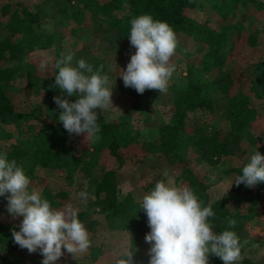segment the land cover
<instances>
[{
    "label": "rangeland",
    "instance_id": "obj_1",
    "mask_svg": "<svg viewBox=\"0 0 264 264\" xmlns=\"http://www.w3.org/2000/svg\"><path fill=\"white\" fill-rule=\"evenodd\" d=\"M71 2L73 3L68 0H0V38L8 35L14 28L10 10L16 6L19 12L21 8L26 7L40 10L43 15L40 24L35 25V34L15 37L23 52L14 56L8 55L6 61L0 60V64L20 67L19 73L8 86L9 90L20 110L31 111L32 115L27 123H33L46 132H50L52 125L51 103L53 101L47 88H41L36 92L32 86H27L29 60L36 62L35 67L39 74L52 78L55 84L54 75L58 73L55 62L61 58V54H72L73 66H76V62L80 59H84L89 64L91 58L98 56L107 66L109 86H116L123 81L119 76V69H126L131 55L136 51L131 46L130 39L120 38L118 29L113 25L115 17L129 11L127 2H124L121 8L105 14L100 11L97 3L90 1L83 9L85 13L80 24L94 29L93 39L95 38L96 41L93 45L83 46L82 39L78 40V36L86 29L79 27V22L74 17L73 10L77 0H71ZM5 4L9 6L6 9H4ZM188 13L195 24V29L181 30L177 34L179 46L176 54L170 59V63L175 65V71L169 80L167 92L145 90L139 100L134 102L132 96L121 95L113 88V107L104 109L109 118L121 115L128 118L132 128L137 130L138 142L145 139L146 134L151 136L159 134L161 126L173 124L175 117L171 109L175 91L173 87L187 75L190 68L201 72L211 80L207 93L214 100V109L211 113L205 110L190 112L189 124L208 123L222 129L229 127L226 114L228 97L216 80L231 70H243L249 77L255 71L257 74L263 73L264 0L239 1L227 14L220 9L215 0H198L189 8ZM74 33H78V36ZM211 34L216 36L215 40L219 38L222 40V44L219 45L222 60L219 63H215L213 54L218 45L211 44L208 40ZM252 34H257L256 42L250 40ZM45 59L48 61V67L42 71L39 65ZM259 63L261 68L260 66L255 68V65ZM249 77L242 85L244 90H248ZM57 93L62 95L59 88ZM74 97L75 100L78 99L77 96ZM251 108L253 113L245 133L252 135L254 148L264 143L263 85H259L252 91ZM27 123L26 120L21 119L6 128L0 124V147L6 148L18 137L31 135L32 132ZM82 138L85 139L74 133L71 137L73 154H76L79 159V164L72 169L43 168L33 159L26 160L27 167L32 170L33 175V184L29 185V191L38 190L41 197L47 199L51 206L58 210L64 209L68 204L73 205L78 209V218L84 223L89 233L91 246L86 252L78 254L74 259L70 253L62 249L64 255L56 264H116L117 259L122 258L127 251L134 253V264H148L150 245L145 241L147 233L140 234L137 229L133 230V227L124 225L120 220L114 219V216L101 212L98 207L96 210L93 209L98 196L93 182L94 176H99L104 169L118 168V161L105 153L107 139L101 133L88 136L85 143ZM246 142L250 145L249 150H252L251 143L247 140ZM178 146L196 174L207 184L206 191L211 200L230 195L232 180L226 172L230 159L208 162L200 156L192 142L182 138ZM148 156L154 159V162L164 161L161 150L150 152ZM167 173L166 178L158 179L148 169L136 171L133 165L123 170L119 169V195L124 197L131 192L135 199L142 200L143 196L154 188L157 181H167L169 177L176 186H179L169 171ZM190 189L201 202L203 193ZM80 192L88 194L86 202L81 201ZM248 205V200L240 202L237 214L243 217L248 212ZM257 209L260 210L258 213L245 219L242 231L243 249L236 264H242L246 256L264 261V196L261 197L259 205L257 204ZM22 219L23 217L13 218L7 212V201L0 202V222L9 229L17 227ZM8 252L15 254L20 264H42L43 257L39 250L29 253L27 249L18 246L11 251L0 242V254ZM209 262L212 263L211 254Z\"/></svg>",
    "mask_w": 264,
    "mask_h": 264
},
{
    "label": "trees",
    "instance_id": "obj_2",
    "mask_svg": "<svg viewBox=\"0 0 264 264\" xmlns=\"http://www.w3.org/2000/svg\"><path fill=\"white\" fill-rule=\"evenodd\" d=\"M68 1L73 3L71 0ZM90 1L97 3L100 11L105 14L121 8L124 2L128 3L129 11L115 17L113 21V25L118 29V35L122 39L129 40L130 21L143 14H150L154 20L167 22L176 35L181 30L195 29V24H193L188 11L198 0H77L73 13L76 21L79 22L78 26L81 28L84 27L80 24L85 13L83 9ZM239 1L254 0H215V3L227 14ZM18 3L20 4V2ZM8 7L7 4L4 5V9ZM17 10L18 6L10 10L14 28L8 35L0 38V60L6 61L8 55L21 54L23 49L19 48L20 46L15 37L17 35L35 34V25L40 24L42 21L43 15L40 10L26 7L21 8V12ZM84 29H86L84 30L85 33L83 32L80 36H78V33H74V35L78 36V40L82 39V46L93 45L96 41L95 38L93 39L94 29H91V27H84ZM215 38L216 36L211 34L208 40L211 44L218 45L213 54L215 63H219L222 60V53L219 50L222 40L221 38L215 40ZM250 40L256 42L257 34H252ZM35 63L33 60L28 62L29 71L26 84L32 86L36 92L41 88L48 89L53 101L51 103L53 120H51L50 132L44 131L33 123H27L32 115L31 111L20 110L9 90L8 86L19 73L20 67L12 64H0V124L3 128H6L11 123L24 119L32 132L29 136L18 137L11 141L6 148L0 147V153H7L9 160L14 159L17 165L24 169L25 174L30 179V185L33 184V175L32 170L26 164V160L29 158L43 168L61 167L72 169L79 164L78 157L72 151L71 137L73 134L70 135L64 129L63 124L58 121L61 110L53 100L54 96H60L57 93V88L51 87L54 85L52 78L41 75L36 71ZM89 64L93 66L94 71L100 65H103L101 74L107 73V66L102 58L94 56ZM258 66H260V63L259 65L256 64L255 68ZM262 69L263 73L257 74L255 71L250 77L243 70H231L216 80L228 97L226 114L229 127L226 129L208 123L201 125L197 123L189 124L188 114L190 112L205 110L211 113L214 109V100L207 93L211 80L201 72L193 70V68H190L187 75L183 76L173 87L175 89L171 104L175 116L173 124L161 126L159 134L156 136L146 134V138L138 142L136 140L137 130L132 128L128 118H124V115L109 118L104 109H96L95 111L98 114L97 123L100 128L98 133H101L107 139L104 151L107 155L116 158L118 168H107L99 176H94L93 182L98 196L93 209L96 210L98 207L101 212L114 216V219L120 220L124 225L133 227V230L137 229L140 234L149 233L147 215L142 209L140 210L142 200L135 199L131 192L124 197L119 195V169L123 170L133 165L136 171L148 169L158 179L166 178L165 173L169 171V174L177 180L180 187L186 186L189 189L196 190L197 193H203L202 206L210 205L215 213L213 217L209 218L212 231L215 234H220L225 230L234 231L242 245L245 219L260 211L257 209V204L259 205L261 197L264 196V183H260L254 188H248L243 183L236 186L234 183L236 177L242 174L243 166L249 162L251 155L255 153L258 147L253 148V137L251 134H246L245 130L253 113L251 108L252 91L259 85L264 87V65H262ZM248 77L249 87L248 90H244L242 85ZM113 88L121 95L132 96L134 102L139 100L142 95L134 88L125 87L123 81ZM64 98L70 102L75 101L74 96H65ZM80 136L85 138L84 134ZM87 138H82V141L85 143ZM181 138L192 142L200 156L208 162L214 163L219 162L221 159H230L228 166H226V172L232 180L229 196H222L214 200L209 198L206 191L207 184L196 174L185 154L179 151L178 145ZM246 140L251 143L252 150H249L250 145ZM156 150L163 152V162H154V159L149 158L148 154ZM258 151L264 155V143L259 146ZM246 154L250 155L245 156ZM245 200L249 202L248 212L242 217L237 214V211L239 210V203ZM6 201V196L0 197V202ZM230 220L236 221L234 226L229 225ZM12 229L0 222V242L9 247L11 251L19 246L14 242ZM15 230L19 231V227H15ZM18 260L19 258L12 252L0 254V264H20ZM211 264H223V261L212 255ZM242 264H264V261L246 256Z\"/></svg>",
    "mask_w": 264,
    "mask_h": 264
},
{
    "label": "clouds",
    "instance_id": "obj_3",
    "mask_svg": "<svg viewBox=\"0 0 264 264\" xmlns=\"http://www.w3.org/2000/svg\"><path fill=\"white\" fill-rule=\"evenodd\" d=\"M130 44L136 51L131 55L126 69H119L125 87L134 88L139 94L145 90L166 93L169 80L175 71L170 63L179 46L177 35L164 21L154 20L150 14H143L130 21ZM72 54H61L55 62L58 73L54 75L60 96L53 100L61 110L58 121L71 134H84L85 138L100 131L96 109L113 107V87L103 72V65L94 71L84 59L72 65ZM40 69L45 71L48 61L42 60ZM65 96H77L70 102ZM251 155L242 168V174L234 181L236 186L243 183L254 188L264 183V155L258 151ZM168 176V173H165ZM30 179L17 162L9 160L7 153H0V197L6 196L7 212L13 217H23L13 228L14 242L29 253L39 250L42 264H56L70 253L75 259L78 254L91 246L89 233L78 218V209L68 204L58 210L43 199L38 190L29 191ZM82 202L88 194L80 192ZM148 218L150 232L145 241L150 245L148 264H210L209 256L214 255L223 264H236L241 255V242L234 231L225 230L220 234L212 231L209 218L213 217L211 206L203 207L197 195L188 187L176 186L169 177L157 181L154 188L142 198L140 210ZM235 220L229 225L234 226ZM247 243V241H244ZM134 253L127 251L116 264H134Z\"/></svg>",
    "mask_w": 264,
    "mask_h": 264
}]
</instances>
